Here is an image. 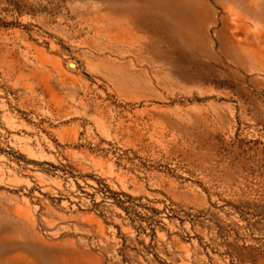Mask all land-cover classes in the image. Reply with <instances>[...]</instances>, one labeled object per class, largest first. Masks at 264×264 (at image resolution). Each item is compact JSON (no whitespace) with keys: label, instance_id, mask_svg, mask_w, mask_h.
<instances>
[{"label":"rangeland","instance_id":"1","mask_svg":"<svg viewBox=\"0 0 264 264\" xmlns=\"http://www.w3.org/2000/svg\"><path fill=\"white\" fill-rule=\"evenodd\" d=\"M0 264H264V0H0Z\"/></svg>","mask_w":264,"mask_h":264},{"label":"bare ground","instance_id":"2","mask_svg":"<svg viewBox=\"0 0 264 264\" xmlns=\"http://www.w3.org/2000/svg\"><path fill=\"white\" fill-rule=\"evenodd\" d=\"M70 67H74V65L73 64H70Z\"/></svg>","mask_w":264,"mask_h":264}]
</instances>
